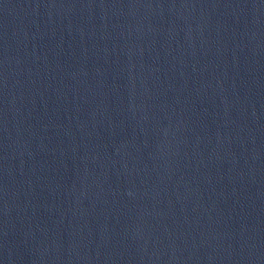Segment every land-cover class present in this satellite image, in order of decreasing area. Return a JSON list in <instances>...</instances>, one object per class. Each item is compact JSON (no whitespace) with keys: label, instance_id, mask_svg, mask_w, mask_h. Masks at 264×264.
I'll return each instance as SVG.
<instances>
[{"label":"water","instance_id":"95a60500","mask_svg":"<svg viewBox=\"0 0 264 264\" xmlns=\"http://www.w3.org/2000/svg\"><path fill=\"white\" fill-rule=\"evenodd\" d=\"M0 264H264V0H0Z\"/></svg>","mask_w":264,"mask_h":264}]
</instances>
